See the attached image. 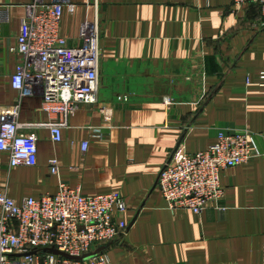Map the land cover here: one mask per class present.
I'll list each match as a JSON object with an SVG mask.
<instances>
[{
  "label": "crops",
  "instance_id": "crops-1",
  "mask_svg": "<svg viewBox=\"0 0 264 264\" xmlns=\"http://www.w3.org/2000/svg\"><path fill=\"white\" fill-rule=\"evenodd\" d=\"M31 1L0 0V108L18 100L19 121L34 125L24 131L37 137V164L12 167L0 151V190L17 203L54 194L59 182L84 195L119 192L129 228L105 248L113 264H262L259 9L234 10L232 0H44L62 4L60 34L69 45L80 43V25L90 22L100 48L97 103L81 105L53 142L41 125L50 120L41 91L19 97L12 86L19 58L10 48ZM224 130L251 132L256 154L220 171L218 206L200 214L170 210L156 186L160 170L177 147L196 153ZM50 158L57 174L49 172Z\"/></svg>",
  "mask_w": 264,
  "mask_h": 264
},
{
  "label": "built area",
  "instance_id": "built-area-1",
  "mask_svg": "<svg viewBox=\"0 0 264 264\" xmlns=\"http://www.w3.org/2000/svg\"><path fill=\"white\" fill-rule=\"evenodd\" d=\"M247 5L259 9L264 25V0L231 2L234 10ZM67 9L72 12L74 5ZM26 10L16 43L10 48L19 58L12 86L19 97L35 88L41 91V108L50 117L41 125L49 129L53 142H59L63 128L81 110L80 106L98 101L99 33L95 24L83 22L79 28L80 43L71 46L60 34L61 3L32 0ZM257 77L264 84V72ZM118 99L127 101L125 96ZM18 112V100L0 108V151L8 153L12 167L35 166L37 137L34 132L24 131L34 125L19 121ZM87 145L84 142L82 149ZM256 152L251 132L220 131L213 143L196 153L187 154L177 147L160 170L156 186L170 210L200 214L210 206H218L224 197L220 171L247 162ZM48 169L57 174L55 158L48 160ZM126 210L127 204L119 192L84 195L80 188L64 182H59L54 194L28 196L18 203L0 190V264H113L105 250L83 260L28 253L54 247L71 256H81L92 248L108 246L125 235Z\"/></svg>",
  "mask_w": 264,
  "mask_h": 264
},
{
  "label": "water",
  "instance_id": "water-1",
  "mask_svg": "<svg viewBox=\"0 0 264 264\" xmlns=\"http://www.w3.org/2000/svg\"><path fill=\"white\" fill-rule=\"evenodd\" d=\"M170 158H171V156H170ZM170 158L168 159V162H169ZM105 248H106V246H104V245L99 246L97 248H92L91 251H89V252H87V253H85V254H83L81 256H71V255H69L67 253L59 251L58 249H56L54 247H45V248H42L41 250H33L30 253H28V254H34V253H37V252L52 253V254L60 255L62 257L73 259V260H83V259H86V258L92 256L93 254H96V253L104 251ZM25 255H27V254H25Z\"/></svg>",
  "mask_w": 264,
  "mask_h": 264
}]
</instances>
